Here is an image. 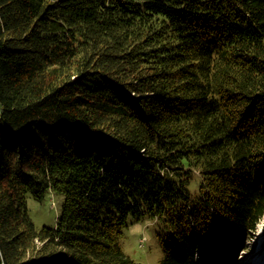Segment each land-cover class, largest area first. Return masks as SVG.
Here are the masks:
<instances>
[{"label":"trees","instance_id":"trees-1","mask_svg":"<svg viewBox=\"0 0 264 264\" xmlns=\"http://www.w3.org/2000/svg\"><path fill=\"white\" fill-rule=\"evenodd\" d=\"M48 193L64 202L39 228L28 197ZM143 216L160 264L248 249L264 0H0V264H142L122 239Z\"/></svg>","mask_w":264,"mask_h":264},{"label":"rangeland","instance_id":"rangeland-1","mask_svg":"<svg viewBox=\"0 0 264 264\" xmlns=\"http://www.w3.org/2000/svg\"><path fill=\"white\" fill-rule=\"evenodd\" d=\"M63 202V195L48 193L43 200L29 196V213L39 228L44 225L55 226ZM159 230V223L150 216L131 219L122 239L125 252L142 264H160L164 252L158 238ZM227 247L230 252L232 246L228 244ZM247 247L249 251L242 252L236 264H257L254 257H260V264H264V216L247 241ZM225 259L227 260L226 256L221 259L223 264H226Z\"/></svg>","mask_w":264,"mask_h":264},{"label":"bare ground","instance_id":"bare-ground-1","mask_svg":"<svg viewBox=\"0 0 264 264\" xmlns=\"http://www.w3.org/2000/svg\"><path fill=\"white\" fill-rule=\"evenodd\" d=\"M254 262L260 264V257H254Z\"/></svg>","mask_w":264,"mask_h":264},{"label":"water","instance_id":"water-1","mask_svg":"<svg viewBox=\"0 0 264 264\" xmlns=\"http://www.w3.org/2000/svg\"><path fill=\"white\" fill-rule=\"evenodd\" d=\"M0 255H1V251H0Z\"/></svg>","mask_w":264,"mask_h":264}]
</instances>
